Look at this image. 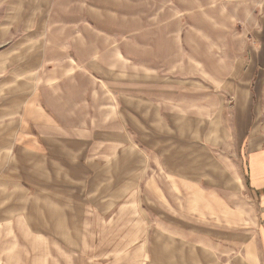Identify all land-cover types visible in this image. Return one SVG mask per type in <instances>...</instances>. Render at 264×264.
<instances>
[{
  "label": "crops",
  "instance_id": "obj_1",
  "mask_svg": "<svg viewBox=\"0 0 264 264\" xmlns=\"http://www.w3.org/2000/svg\"><path fill=\"white\" fill-rule=\"evenodd\" d=\"M127 1L0 0V180L90 219L148 187L165 213L149 264H264V7L229 61L167 27L147 58L125 43Z\"/></svg>",
  "mask_w": 264,
  "mask_h": 264
},
{
  "label": "rangeland",
  "instance_id": "obj_2",
  "mask_svg": "<svg viewBox=\"0 0 264 264\" xmlns=\"http://www.w3.org/2000/svg\"><path fill=\"white\" fill-rule=\"evenodd\" d=\"M128 1L130 11L123 14L130 27L127 30L139 31L140 35L127 34L125 43L131 53L147 58L154 56L159 47V29L167 27L184 29L185 39L188 34L191 39L200 34L206 43H221L229 61L230 55L242 52L264 7V0ZM195 70H186V77L197 83L203 79L194 74ZM209 71L212 70L205 71V77ZM161 147L154 150L158 161L167 155ZM166 166L169 165L162 162L153 164L151 171L163 172ZM1 191L0 264H149V233L157 215L165 216L151 210L155 195L149 193L148 187L141 199L126 197L118 205H110L109 211L93 213L94 220L90 213L80 210L43 211L37 191L27 190L22 180H0ZM240 197L239 206L248 210L239 208L238 214L255 219V205L244 195Z\"/></svg>",
  "mask_w": 264,
  "mask_h": 264
}]
</instances>
